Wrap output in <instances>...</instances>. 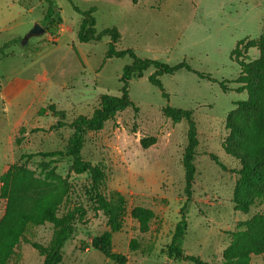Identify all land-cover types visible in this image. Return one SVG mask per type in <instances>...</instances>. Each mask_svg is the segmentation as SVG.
<instances>
[{"label":"rangeland","instance_id":"374dc122","mask_svg":"<svg viewBox=\"0 0 264 264\" xmlns=\"http://www.w3.org/2000/svg\"><path fill=\"white\" fill-rule=\"evenodd\" d=\"M73 2L81 10L95 8L98 31L109 27L119 30L118 48H132L140 57L171 65L186 61L193 69L223 80L231 89L238 86L232 82L240 71L237 58L254 59L258 55L255 48H250L238 57L232 52L237 42L255 39L264 32V0ZM55 3L59 8L57 34L44 33L21 44L34 23L41 24L46 3L0 0V48L12 41L0 54V88L1 83L16 78H29L34 84L25 101L31 105L10 143L7 134L20 111L10 108L2 116L0 171L5 164L23 163L36 175L51 170L72 182L75 187L71 204L86 208L88 221L75 223L59 264H116L91 246L93 237L109 229L108 218L101 212L94 215L89 208L83 191L89 175L74 173L71 157L63 154L71 129L54 127L56 119L49 107L65 110L68 123L78 115L90 116L102 94L119 95V77L130 59L104 60L108 36L97 42L77 41L81 15L67 0ZM67 43H73L74 49H69ZM44 70L52 74L50 86L36 80ZM152 72L153 68H148L141 77L130 80L133 106L106 121L101 130L89 132L81 151L85 160L100 163L107 172L106 194L120 225L112 232V251L124 254L125 264H193L168 252L185 202L182 154L187 144V122L173 123L163 115V107L170 105L193 111L198 139L192 194L184 210L187 226L179 246L184 255L197 256L206 264H225L223 250L232 232L243 228V222L255 214L264 213V194L255 198L245 212L235 207L233 196L240 164L223 149L229 134L227 115L247 93L223 92L217 82L181 70L160 77L168 93L164 98L147 80ZM66 80L71 81L60 88ZM141 139L154 142L143 148ZM51 152L62 154L48 155ZM138 205L154 213L146 232H141L130 216ZM51 236L50 224L29 228L26 233V238L42 245H47ZM132 239L137 244L134 250L129 248ZM42 259L30 244L21 242L10 264H41ZM250 264H264V253L252 256Z\"/></svg>","mask_w":264,"mask_h":264},{"label":"trees","instance_id":"16d2710c","mask_svg":"<svg viewBox=\"0 0 264 264\" xmlns=\"http://www.w3.org/2000/svg\"><path fill=\"white\" fill-rule=\"evenodd\" d=\"M44 1L46 7L41 24L46 28L45 33L55 36L58 29L56 16L59 8L55 0ZM67 1L81 15L76 31L77 41L97 42L108 36L104 60L124 57L130 59V63L123 66L119 77L121 84L119 95L102 94L99 105L93 109L90 116L78 115L68 123L65 120V110L55 109L52 105L49 107L51 116L56 119L54 127L68 126L71 129L63 154L71 157L70 167L74 173L89 175L88 183L83 186L84 195L90 202L89 208L94 215L101 212L108 218L109 229L93 237L91 246L116 264L126 263V256L112 251L111 248L112 232L120 225L114 206L107 198L106 169L100 163L85 160L81 151L89 132L101 130L106 121L133 106L129 97L130 80L141 77L148 68H153V72L147 76L148 82L157 87L164 98H168V93L160 77L165 74L173 75L181 70L193 73L200 79L217 82L223 92L247 93L244 100L235 102L236 107L227 115L226 127L229 134L223 142L225 153L238 160L240 164L233 202L238 210L245 212L255 198L264 194V32L255 39H241L237 42L232 52L238 53V57H242L250 48H255L258 55L254 59L237 58L240 71L232 82L237 83L238 86L231 89L223 80L218 81L210 73L193 69L186 61L171 65L156 59L140 57L132 48H118L120 32L116 27L98 31L93 16L95 8L81 10L73 0ZM10 43L12 41L2 45L0 54ZM72 47L74 49L73 45ZM162 112L173 123L187 122V144L182 154L185 202L180 208V219L175 224L168 252L193 264H206L197 256L184 255L179 246V240L187 226L184 210L191 198L195 174L193 161L198 139L193 111L166 105ZM153 142L154 139L149 141L141 139V146L147 148ZM56 154L62 152H51L48 155ZM74 187L72 182L51 170L44 171L41 176L36 175L23 163L9 165L0 175V200H5L4 213L0 219V264L12 262L21 242L30 244L43 257L41 264H59L62 261L63 246L72 236L75 223L84 224L88 221L86 208L78 203L71 204ZM153 215L150 208L140 205L130 211V216L137 221L141 232L148 230ZM44 224H50L52 227V236L47 245L26 238L29 228ZM136 247V241L132 239L129 248L134 250ZM262 253H264V213H258L244 221L243 228L232 232L230 242L223 250V259L225 264H250L252 256Z\"/></svg>","mask_w":264,"mask_h":264},{"label":"crops","instance_id":"0c3cea01","mask_svg":"<svg viewBox=\"0 0 264 264\" xmlns=\"http://www.w3.org/2000/svg\"><path fill=\"white\" fill-rule=\"evenodd\" d=\"M69 49L73 50V43L66 44ZM75 57L78 59V54L75 52ZM61 62L64 60V57H61ZM36 80L42 81L47 86L53 84L52 74L48 73L47 70H44L42 74L36 76ZM71 81V80H70ZM70 81H64L60 84V88H64L70 83ZM0 88V123L2 121V116L10 108H13L16 111H20V116L14 122L11 127V130L7 134V141L10 143L14 140L19 128L22 126V118L25 116L26 110L31 105L30 103H25L28 98V95L33 90L34 84L29 78H16L6 83H1ZM3 128L0 125V133H3ZM9 166L5 164L1 171L0 175L7 170ZM5 201L0 200V219L4 213Z\"/></svg>","mask_w":264,"mask_h":264},{"label":"water","instance_id":"95a60500","mask_svg":"<svg viewBox=\"0 0 264 264\" xmlns=\"http://www.w3.org/2000/svg\"><path fill=\"white\" fill-rule=\"evenodd\" d=\"M45 32H46V28L41 24H39L38 22H35L34 25L28 30V32L22 38L21 44H26L29 38L34 36H39L41 34H44Z\"/></svg>","mask_w":264,"mask_h":264}]
</instances>
